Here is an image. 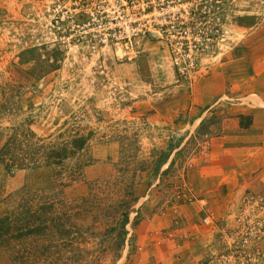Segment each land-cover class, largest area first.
<instances>
[{
  "label": "rangeland",
  "instance_id": "1",
  "mask_svg": "<svg viewBox=\"0 0 264 264\" xmlns=\"http://www.w3.org/2000/svg\"><path fill=\"white\" fill-rule=\"evenodd\" d=\"M263 82L264 0H0V264H264Z\"/></svg>",
  "mask_w": 264,
  "mask_h": 264
},
{
  "label": "crops",
  "instance_id": "2",
  "mask_svg": "<svg viewBox=\"0 0 264 264\" xmlns=\"http://www.w3.org/2000/svg\"><path fill=\"white\" fill-rule=\"evenodd\" d=\"M264 84V82H263ZM223 88H217L215 90H208V95L210 97V101L206 104V108L202 109V111L208 112L209 110H214V108L218 107L221 103L220 96L224 93ZM255 95V94H254ZM243 95H240L242 98ZM258 96V95H257ZM241 100H247L240 99ZM259 102L263 106H252L250 110L245 108L241 109L237 114H232L229 118H225L222 120L221 126L218 129V136L211 138L210 145H211V154L209 160V166L206 170L207 177H200V184L203 186H228V147H232L236 149L237 152L241 151L243 148L250 156L256 153V149L259 148L261 145H264V125L262 123H258L261 117H264V99L259 98ZM244 104H239V106H243ZM242 108V107H241ZM234 116V117H233ZM240 116L242 117H250L248 118V124L241 125L239 121ZM232 127V130H228ZM247 134L249 135L248 139L251 141L247 144H242L240 135ZM263 149V148H261ZM254 151V152H253ZM210 173H219L221 174L220 177L216 176H209ZM202 189L200 193L204 194L208 190H212V188ZM211 194V192H207L206 195Z\"/></svg>",
  "mask_w": 264,
  "mask_h": 264
},
{
  "label": "trees",
  "instance_id": "3",
  "mask_svg": "<svg viewBox=\"0 0 264 264\" xmlns=\"http://www.w3.org/2000/svg\"><path fill=\"white\" fill-rule=\"evenodd\" d=\"M81 143H84V138H83V140L81 139ZM35 145H37V144H35ZM38 148H32L33 150L32 151H35L34 152V155L35 154H38V152L37 151H39L40 150V148H42V146L40 147V146H37ZM4 150H2V152H0L1 154H0V161H3V160H5L6 158H5V156H11V154H9V150H8V146L6 145L4 148H3ZM41 154V153H40ZM39 154V155H40ZM42 157V156H41ZM47 157H49L50 159H58L57 160V163L59 162V160H60V157H59V154L57 153V152H53V154H50V155H48V156H45V158L44 159H46V160H48V158ZM31 159V158H30ZM57 163H54V164H57ZM122 217H123V219H122V222L120 223V225H121V227H122V230L125 232V227L127 226L126 224H127V222L129 221V215H128V213H124V214H122ZM2 224H5V226H8V228L9 229H12L13 228V226H12V224H9V220L8 219H4V220H2V221H0V225H2ZM43 225V227L45 228V230L47 229V224H44V222H42V224H41V226ZM5 226H3L4 228H6Z\"/></svg>",
  "mask_w": 264,
  "mask_h": 264
}]
</instances>
